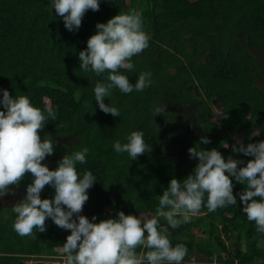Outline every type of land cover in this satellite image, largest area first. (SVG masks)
<instances>
[{"label":"trees","instance_id":"1","mask_svg":"<svg viewBox=\"0 0 264 264\" xmlns=\"http://www.w3.org/2000/svg\"><path fill=\"white\" fill-rule=\"evenodd\" d=\"M132 10L142 12L143 30L151 39L149 47L130 61L134 70L122 68L118 73L127 76L133 87L141 73H151V84L129 94L113 88L104 100L119 110V117H113L99 109L94 94L96 83H106L109 73L97 76L83 71L78 54L96 34L97 23ZM185 41L193 45L192 54L185 49ZM263 62L264 0H100L99 11L88 10L75 32L65 29L52 0H0V100L2 90H7L14 98L28 97L42 111L54 110L56 120L49 118L39 132L42 141H56L53 155L45 159L55 160L49 170H56L65 155L88 149L86 163H77L76 168L81 179L86 171L95 177L80 213L93 223L116 219L120 211L141 219L155 216L171 179L183 184L193 173L198 160L190 158L188 149L196 145L216 149L226 162L229 157L243 161L238 167L254 159L233 152L228 145L231 135L255 130L257 136L242 140L244 146L264 141V89L257 84L258 79L264 84ZM196 83L200 97L191 89ZM215 99L223 104L219 119L226 131L213 122ZM195 102L199 104L191 108L190 117L201 129L195 135H187L185 119L178 113L156 112L166 104L192 107ZM0 111H5L2 104ZM133 131H142L152 149L134 161L113 147L117 140L127 143ZM202 138L211 143H201ZM230 179L236 205L208 212L205 193L201 214L189 223L173 229L159 218L158 230L172 246L187 247L182 264H264V234L247 220L239 199L246 184ZM32 181L31 173H26L12 189L26 190ZM54 196V188L46 185L41 199ZM12 209L6 210L8 219L0 216V264L66 261V254L59 250L69 230L49 218L44 233L20 237L13 229L16 214ZM147 251L143 246L136 249L137 255ZM196 254L201 261L191 260Z\"/></svg>","mask_w":264,"mask_h":264},{"label":"clouds","instance_id":"2","mask_svg":"<svg viewBox=\"0 0 264 264\" xmlns=\"http://www.w3.org/2000/svg\"><path fill=\"white\" fill-rule=\"evenodd\" d=\"M99 6L100 0H52V9L63 19L69 32L78 31L85 13L99 11ZM150 39L143 30L142 12L132 10L116 15L107 23H97L96 34L87 40V48L79 52V67L83 71L91 70L97 76L109 73L107 82H97L94 88L95 101L105 114L120 115L117 108L104 103L113 88L129 94L150 86L151 73H141L134 87L127 76L118 73L122 68L134 70L135 65L130 61L149 47ZM0 104L5 109L0 111V197L8 195L12 186L18 187L26 173L33 177L25 198L12 209L16 214L13 229L20 237L35 238L37 231H46V220L50 218L59 228L69 230L71 234L61 249L66 254V264H145V261L182 264L188 249L184 244L172 246L168 236L158 230L159 218L163 217L173 229L189 223L192 217L201 214L205 193L208 212L236 205L230 177L246 184L239 194L243 212L249 222H255L256 231L264 234V141L246 147L237 141L233 146V152L254 158L244 167H238L243 161L232 157L226 162L216 149L204 150L199 145L189 148L190 158L198 160V164L183 184L171 179L159 198L155 216L141 219L120 211L116 219L93 223L80 213L89 199L88 190L96 183L95 177L86 171L81 179L76 168L77 163H86L88 149L65 155L56 170H49L42 161L53 155L56 141H42L39 132L49 118L56 120L54 110L48 107L42 111L28 97L14 98L7 90H2ZM162 111L156 110L157 114ZM143 136L142 131H133L127 143L117 140L113 147L117 153H128L134 161L152 151ZM200 142L211 143L207 138ZM46 185L54 188V199H41ZM141 246L149 251L137 255L136 249Z\"/></svg>","mask_w":264,"mask_h":264},{"label":"rangeland","instance_id":"3","mask_svg":"<svg viewBox=\"0 0 264 264\" xmlns=\"http://www.w3.org/2000/svg\"><path fill=\"white\" fill-rule=\"evenodd\" d=\"M188 38V37H187ZM186 39V38H185ZM186 43H185V45H186V47H185V49H187V51H188V53L189 54H192L193 53V45H191L189 42H187V41H185ZM206 55H207V53H206ZM263 65H264V62H263ZM169 73H171L172 75H177L178 74V72L176 71V70H170L169 71ZM257 84H258V88L259 89H261V90H263L264 89V84H263V82L261 81V79H258L257 80ZM196 87L199 89V91L201 90L200 88H199V86L198 85H196ZM158 106H160V104L158 105ZM211 107H212V109L214 110V114H215V116H216V118L215 119H213V122L216 124V125H218L219 127H220V129H222V130H224V131H226L227 130V128H226V126L224 125V124H222V122H221V120L219 119V117H220V115H221V112H222V110L221 109H218L217 108V106H215V105H211ZM191 108L192 107H183V108H181V107H178V104H172V103H170V104H166L165 106H164V112H166V113H168V112H176V113H182L188 120H190L191 119V115H192V112H191ZM220 120V122H221V125H219V120ZM219 122V123H218ZM257 134H258V131L257 130H255V131H252V132H250V133H247V134H245V135H240V136H238V135H236V136H232L231 135V140H232V142L230 143V145H228L229 147H231V149H233V146L237 143V141H240V142H242V140H244V139H247V138H253V137H256L257 136ZM243 143V145H244V142H242ZM227 146V147H228ZM55 162V160H48V161H42V164H44V165H46L48 168H51V166L53 165V163ZM11 192V191H10ZM10 204L11 206H14L15 205V203H14V201L12 200H10L7 196L6 197H0V210H2V208H4L5 206H7V204ZM2 207V208H1ZM6 210H8V208H5L3 211H2V213H0V215H1V217H2V219H8L9 218V215H8V212H6ZM5 211V212H4ZM1 219V220H2ZM59 252L61 253L62 251L61 250H59ZM200 255H198V254H196V255H194L193 257H192V261L193 262H197V261H201L200 260ZM61 258H55V259H51V260H49V261H38L37 263H42V264H66V261L65 260H60ZM34 262H32V261H28V262H26V264H33Z\"/></svg>","mask_w":264,"mask_h":264},{"label":"flooded vegetation","instance_id":"4","mask_svg":"<svg viewBox=\"0 0 264 264\" xmlns=\"http://www.w3.org/2000/svg\"><path fill=\"white\" fill-rule=\"evenodd\" d=\"M196 85H198L199 86V88H200V85L198 84V83H196ZM191 89L193 90V93H195L196 95H197V97H200L201 96V94H202V91L200 90L199 91V89L196 87V86H191ZM201 89V88H200ZM203 97L206 99V97L204 96V94H203ZM215 101H216V103H215ZM201 103V102H200ZM199 103L198 102H195L194 103V105L192 106V108H194L196 105H198ZM211 105H215V106H217V108L218 109H222V107H223V104H222V102L220 101V100H217V99H215V100H212V102H211ZM178 107H181V108H183V106H181V105H178ZM188 107H191V106H188ZM179 114V116H181V118L182 119H185V124H186V127H187V135H195V134H197L198 132H200V127L198 126V125H196V123H195V120L193 121V120H188L182 113H178ZM11 192L8 194V195H6L11 201L13 200L14 201V203H15V205L17 204V203H19V202H21L24 198H25V196H26V190H21V189H12V190H10ZM6 196H4V197H6ZM14 205V206H15ZM14 206H11L9 203L7 204V206H5L4 208H2V210H0V213H2V211L5 209V208H12V207H14ZM1 216V215H0ZM30 261H32V262H34L33 264H37V262L39 261V260H30ZM28 262V261H27Z\"/></svg>","mask_w":264,"mask_h":264},{"label":"water","instance_id":"5","mask_svg":"<svg viewBox=\"0 0 264 264\" xmlns=\"http://www.w3.org/2000/svg\"><path fill=\"white\" fill-rule=\"evenodd\" d=\"M215 103H216V101H215Z\"/></svg>","mask_w":264,"mask_h":264}]
</instances>
